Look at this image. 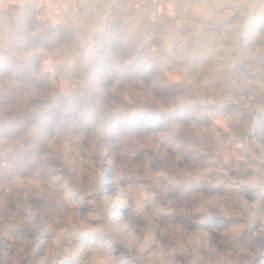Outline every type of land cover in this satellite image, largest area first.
I'll return each mask as SVG.
<instances>
[{
  "label": "rangeland",
  "instance_id": "rangeland-1",
  "mask_svg": "<svg viewBox=\"0 0 264 264\" xmlns=\"http://www.w3.org/2000/svg\"><path fill=\"white\" fill-rule=\"evenodd\" d=\"M0 264H264V0H0Z\"/></svg>",
  "mask_w": 264,
  "mask_h": 264
}]
</instances>
